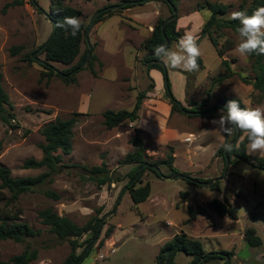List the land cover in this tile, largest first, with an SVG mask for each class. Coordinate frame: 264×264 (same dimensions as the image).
<instances>
[{
    "label": "rangeland",
    "instance_id": "1",
    "mask_svg": "<svg viewBox=\"0 0 264 264\" xmlns=\"http://www.w3.org/2000/svg\"><path fill=\"white\" fill-rule=\"evenodd\" d=\"M16 1L22 4L11 6ZM35 1L39 8L48 12L51 0ZM116 1L66 0L65 3L80 9L83 12L82 20L88 25L100 8ZM205 1L180 0L179 17L196 12L198 4ZM210 1L230 5L227 15L230 17V13L237 10L241 3L249 5L253 0ZM161 4L164 8L162 15L167 16L168 8ZM198 19L201 21V18ZM198 19L196 18L189 28L182 30L184 34L198 35L202 52L200 58L204 68L186 73L184 101L179 98L180 93H175L174 97L185 106L193 101L200 103L207 97L212 86L210 96L212 108L215 107L217 97L224 95L240 98L246 107L264 109V98L260 100L253 86L244 84L238 77L239 74L253 77L248 56L241 57L235 51L240 42L239 35L229 29H222L219 32L217 39L220 46L226 41L234 45L223 58H220L211 41L207 37L200 38L202 28L198 27L200 22ZM117 21V18H114L105 23L98 31L99 36L105 40L108 47H116L117 43H122L132 80L138 81L142 86L139 90L130 88V96L121 102L117 101L116 95L118 86L116 78L120 71L114 63L115 54L108 51L105 54L107 66L103 70L94 67L97 63L99 65L102 63L96 60L97 62L93 63L95 74L90 69H82L77 73L75 84L66 83L57 76H53L49 81L40 82V73L44 70L41 63L45 56L39 48L50 37L52 23L43 12L31 4V0H0V72L3 76V87L15 107L13 126L0 121V142L3 144L0 162L11 170L14 177L37 176L43 173L45 169L22 168L24 160L42 158L40 144L44 143L45 139L41 134V128L58 118L66 119L74 113L78 114V123L74 128L73 151L69 155H62L63 166L58 173L34 191L22 195L17 203L5 205V200L0 202V210L15 212L20 209L22 221L38 231V235L27 238L22 243L12 240L0 242V264L26 249L36 250L38 254L30 264L64 262L71 251L70 243L68 239H58L38 218V211L46 207H53L60 215L68 216L80 226L85 225L92 217L98 216L103 219L108 215L104 218L105 223L99 237L92 244V250L83 257L82 264H159L161 257L164 264L166 255L163 247L176 234L181 233L200 240L206 252H231V264H264V171L259 168L245 162L230 164L226 177L218 181L219 191L212 190L206 184L197 186L181 177L176 179L157 177L147 170L139 176L136 186L149 183L150 197L137 207L134 206L126 187L130 181L129 172L135 164L123 161L126 155L135 149L132 140L135 135L134 129L138 126L126 121L110 130L103 124L102 114L103 110L108 109L132 110L139 92H148L154 88V85L150 88L151 84H154V79L143 63L146 56L143 52L139 56L137 69L134 68L137 53L140 51L138 41L129 30L121 29ZM95 27L96 25H93L87 36L91 46L94 43L96 47ZM143 35L141 32L140 36ZM125 39L127 40L123 42ZM14 46H22V49L17 55L12 56L9 50ZM85 49L86 44H82L81 53ZM29 53L35 55L32 62L24 60ZM223 59L229 61L230 70L234 75L222 82H216L217 78L225 73ZM78 61L79 57L73 65ZM87 61L82 64L86 65ZM51 65L58 71L70 67L57 62ZM95 75L98 78H95ZM158 92H162L163 97L169 99L165 88ZM220 110L217 111L218 117L214 119L219 118ZM211 120L213 119L202 116L188 117L174 112L169 120V126L178 127L181 133H167L165 140L159 141L152 134L141 131L147 155L152 161L161 160L166 157L169 148H172L174 166L180 172L189 173L193 178L211 179L210 181L222 177L225 162L222 156L215 154L224 144L225 137L215 130V126L210 123ZM242 139L243 136L239 141ZM251 156L253 159L264 158L258 153ZM103 163L114 176H119L122 180L98 186L84 167L92 168ZM167 172L166 168H162L163 174ZM48 189L58 193L60 198L53 200L46 196L45 192ZM185 192L188 193L187 197L182 196ZM216 198L228 201L234 207L238 218L234 220L220 217L211 211L208 203ZM191 207L199 214L197 219L188 222ZM110 227L113 232L110 237L105 238V233ZM249 228H254L256 234L261 237V246L248 245L245 232ZM88 236L89 234L79 239L82 246L78 253L87 246L83 241ZM101 240L104 242L99 245ZM192 259L191 255L179 253L174 261L177 264H189ZM206 264H228V261L213 260Z\"/></svg>",
    "mask_w": 264,
    "mask_h": 264
},
{
    "label": "trees",
    "instance_id": "2",
    "mask_svg": "<svg viewBox=\"0 0 264 264\" xmlns=\"http://www.w3.org/2000/svg\"><path fill=\"white\" fill-rule=\"evenodd\" d=\"M65 1L66 0H51L50 7L47 12V18L50 19L52 23V33L48 38V40H50L47 46L41 51V53L44 54L45 59L41 63L44 70H42L40 73V82L43 80L49 81L53 76H57L66 83L75 84L77 83V73L85 68L90 69L92 73L95 74L93 63L99 59L94 54V43H92L91 57L87 61L86 65L82 64L89 52V44L86 39L89 24H85L82 20L83 12L80 9L67 5ZM153 1L165 4L168 8L169 14L167 16L160 15L158 17L150 37H148L142 43L144 55L151 54L143 61V63L149 70L153 68L162 72L165 79V89L169 98L168 100L172 107V114L177 112L180 114H185L188 117L202 116L207 119H214L218 117L217 111L219 109H225L227 102L232 99H237L241 107H246L240 98H231L221 95L218 96L215 101V110L210 111L212 108V106H210V96L213 89L212 86L207 93V97L204 98L200 103L193 101L189 102L187 104L188 106H185L181 105V103L174 97L166 66L159 62L161 59L156 57L153 53L155 46L159 44L167 45V40H169L170 48L172 43L177 42L179 38L184 35V31L177 26L179 15L166 22V19L173 15L170 4L175 5L178 10L180 0H117L114 4H107L98 10L100 13L96 16L94 25L115 13H121L124 9L134 6H141ZM36 2L37 1L35 0H31V4L40 12H43L41 9H39ZM17 4L22 3L20 1H16L12 3L11 6ZM260 6H264V0H253L249 5L243 2L239 5L237 10H244L251 14L252 11ZM229 9L230 5L220 2H213L210 0H206L204 3H199L197 7V11L202 12L204 18L200 38L207 37L216 49V52L220 58H223L226 52L233 48L234 45L233 43L226 41L220 46L217 39L219 32L222 29H229L235 34H238L236 31L238 27V21H233L230 19V17H227ZM66 16H75L81 20V29L75 37H72L68 31L55 26L57 21L63 20V18ZM82 44H86V49L81 53ZM21 49L22 46H14L11 47L9 51L12 56H15L21 51ZM78 57L79 61L73 65L74 61ZM248 59L251 64L253 77L243 76L240 74L238 77L244 84L252 85L254 90L258 92L259 99L262 100L264 98V55L257 56L253 54L252 56H248ZM24 60L31 62L34 61L33 54L29 53L24 57ZM53 62L61 63L70 67L66 70L58 71L55 67H53V65H51ZM198 63L200 69L204 68L202 59L200 57L198 59ZM222 64L225 67V73L220 75L216 82H222L234 75V73L230 70V64L227 59H223ZM100 66H102V63H100ZM2 79L3 76L0 72V121L9 126H13L12 120L15 119V107L8 93L3 87ZM214 83L215 81L213 84ZM152 87L153 83L151 84L150 88ZM146 93L147 91L139 92L135 106L132 110H105L102 114L103 124L105 127L111 130L117 128L126 121L133 123L137 122L140 119L139 113L146 97ZM220 104L223 105L221 106ZM77 115V113H74L72 116L66 119L58 118L54 121L44 124L41 128V134L45 139V142L40 144L42 158L40 160L35 158L24 160L22 168L45 169L43 173L37 176L14 177L12 176L11 170L0 162V202L5 200V205L15 204L22 195L34 191L38 187L45 184L46 181L51 180L52 177L58 173L60 168L63 166L62 155H69L73 151L74 128L78 123ZM134 131L135 135L132 141L134 143L135 149L133 152H130L126 155L123 162L135 164L129 172L130 181L126 187L135 207L146 201L151 194V187L149 183L144 186H136V183L139 179L137 175L140 172L141 167H143V170L139 176H141L145 171L149 170L157 177L178 176L197 186H204L210 182L211 179L206 180L201 178H193L189 173H182L176 169L174 166L175 157L172 148H169V152L164 159L155 161L150 160L146 153L145 141L141 137L142 130L136 127ZM236 134L237 130L232 136L225 137V140L230 143L236 137ZM240 136H243L241 132ZM247 145L248 141L246 138L240 140L239 144L236 143L232 145V151L227 152L230 157L231 164L245 162L264 171V158L253 159L252 156L247 153ZM2 149L3 144L0 142V152ZM215 155L222 156L226 164L225 149L222 146L217 150ZM155 167L161 171L162 168H166L168 172L166 174H159ZM84 168L90 173L91 179L100 187L107 184L117 183L122 180L121 177L114 176L105 163H103L101 166ZM209 187L212 190H220L218 181L212 183L209 185ZM45 195L49 198H52L53 200H58L60 198L58 193L50 189L45 192ZM182 196L187 197L188 193H182ZM208 207L220 217H229L234 220L238 218L234 207L228 201H221L216 198L208 203ZM21 214L22 211L20 209L15 212H9L5 209L0 210V242L12 240L16 243H22L27 238L38 235V231L34 230L26 222L22 221ZM37 214L42 224L48 226L50 232L53 233L58 239L69 240L71 251L62 264H82L83 257L87 256L92 250V244L94 243V238L98 231L101 218L98 216L92 217L85 225L80 226L68 216L60 215L53 207L43 208L39 210ZM198 214L199 213L191 207L189 209L190 216L188 222L197 219ZM104 223L105 222H103V224ZM112 232L113 229L111 227L108 228L105 233V238L110 237ZM88 234L89 236L83 241L85 244H87V246L81 253H78V249L82 246V243H79V239ZM245 239L249 246L259 247L262 245V239L256 234V230L254 228H249L246 230ZM103 242L104 240H101L99 245H102ZM167 250L170 252L169 264H177L174 261V258L179 253H184L193 257L189 264H206L213 260H227V255L229 256V259H231L232 256V253L227 251L206 252L200 240L190 237L186 233L176 234L170 241H168L163 247V251ZM37 257L38 254L36 250L26 249L21 254L13 256L9 261L3 264H30Z\"/></svg>",
    "mask_w": 264,
    "mask_h": 264
},
{
    "label": "clouds",
    "instance_id": "3",
    "mask_svg": "<svg viewBox=\"0 0 264 264\" xmlns=\"http://www.w3.org/2000/svg\"><path fill=\"white\" fill-rule=\"evenodd\" d=\"M230 19L238 21L236 29L240 42L235 51L241 56L253 54L264 55V6L257 7L251 14L244 10L232 11ZM56 27L68 31L75 37L81 29V20L75 16H66L56 22ZM198 35L185 33L179 38L173 50L166 44L154 48V55L161 59L167 67L185 73L199 70L198 59L202 55L198 43ZM110 54H115L116 47L105 48ZM222 136L229 137L239 130L248 141L247 153L259 154L264 157V109L256 107H241L237 99L229 100L225 109L220 110L219 118L210 121ZM225 151H232V144L225 140L222 145Z\"/></svg>",
    "mask_w": 264,
    "mask_h": 264
},
{
    "label": "crops",
    "instance_id": "4",
    "mask_svg": "<svg viewBox=\"0 0 264 264\" xmlns=\"http://www.w3.org/2000/svg\"><path fill=\"white\" fill-rule=\"evenodd\" d=\"M164 12L163 5L160 2H148L141 6H134L127 9H124L121 14L119 15H112L104 19L103 21L96 24L94 29V34L96 35V42L95 47V55L97 58L102 62V66L98 63L94 65V67H99L100 69H104L107 66L105 54H106V44L103 38H100L99 32L102 26L117 18V24L120 25L121 29L129 30L130 34L134 35V38L138 41L137 46L140 51L137 53V60L135 61V67L137 69L138 59L141 56V53L144 51L142 49V43L150 37L153 27L160 15ZM201 13V15H200ZM183 17H179L177 26L180 29L189 28V25H193V21L197 18H201L198 27L202 28L204 23V18L202 12L196 11L190 14H183ZM117 16V17H115ZM199 16V17H198ZM202 16V17H200ZM133 23V24H129ZM201 31V30H200ZM141 32L144 34L141 35ZM199 33V32H197ZM98 40V41H97ZM125 39L123 42H125ZM129 40V39H128ZM130 41V40H129ZM177 42L172 43L171 47L173 50L176 48ZM116 53L114 57V63L116 65L117 70L120 71V74L116 78V95L117 101L121 102L123 99L128 98L130 96V88H134L133 90H139L142 88L136 81L134 76V80H132L131 72H129V68L127 67V61L124 58V50L122 43H117L116 46ZM97 62V61H96ZM132 64V62H131ZM134 64V63H133ZM166 66V65H165ZM168 77L171 81L172 91L174 93H180V99L184 101L186 98L185 93V72H181L179 70H174L170 67H167ZM150 74L154 79V88L146 93V97L142 104L140 110V119L137 122H131L136 124L138 128L142 131L152 134L155 138L159 141H164L165 134L167 133H181L180 129L176 126L170 127L169 120L172 117V107L167 99L163 97L162 92H158L160 89L165 88V79L161 71L157 69L149 70ZM148 72V73H149ZM93 77V76H92ZM94 78V77H93ZM95 78H98L97 76ZM95 81H97L95 79ZM135 99V97H133ZM177 98V97H176ZM178 99V98H177ZM136 101V99H135ZM180 101V100H179ZM182 105H184L182 103ZM117 110H120L118 108ZM105 110H103L104 112Z\"/></svg>",
    "mask_w": 264,
    "mask_h": 264
},
{
    "label": "water",
    "instance_id": "5",
    "mask_svg": "<svg viewBox=\"0 0 264 264\" xmlns=\"http://www.w3.org/2000/svg\"><path fill=\"white\" fill-rule=\"evenodd\" d=\"M115 7H117V6H115ZM170 7H171V9H172L173 15L170 16V17H168V18L166 19V22H168L169 20L175 18V17L178 15V10H177L176 6L173 5V4H170ZM39 9H41V8H39ZM41 10H42V9H41ZM42 11H43V10H42ZM43 13H44V15H45L46 17H48V13H47V12L43 11ZM99 13H100V11H97V12L92 16L91 21H90V24H89V28H88V30H87V35H88L89 31L91 30V28L93 27V25H94V20H95L96 16H97ZM49 20H50V19H49ZM50 21H51V20H50ZM163 30H164V27H163ZM53 35H54V33H53ZM53 35H52V37H53ZM87 35H86V39H87L88 44H89V52H88L87 57H86V59H85L84 62H86V61L90 58V56H91V54H92V46H91V44H90V42H89V40H88V36H87ZM52 37H51V38H52ZM49 40H50V39H49ZM49 40H48V41H47V42H46V43L40 48V51H42V50L47 46ZM167 46H168V47L170 46V41H169V40H167ZM150 55H151V54H146L144 60H145L148 56H150ZM33 57L35 58V55H33ZM159 62L162 63V61H159ZM163 64H164V63H163ZM83 65H84V64H83ZM164 65H165V64H164ZM181 105H182V104H181ZM220 105L222 106L223 104H220ZM215 108H216V106H215L214 108H212L210 111H214ZM240 137H241V136H240V131L237 130L236 137H235L230 143H231L232 145L236 144V143L239 141ZM227 152H228V151H225L226 164H225L224 174L222 175V177L215 178V179H213L212 181L208 182L207 185H211L212 183L217 182V181H219L220 179H223V178L226 177V175H227V173H228L229 166H230V164H231V162H230L231 160H230V157H229V155H228ZM155 168H156V167H155ZM156 169H157V171H158L159 174H162V171H161L160 169H158V168H156ZM142 170H143V167H141L140 172L138 173L137 177H139V175H140V173L142 172ZM168 178H170V179H176V178H178V176H170V177H168ZM107 216H108V215H106L104 218H106ZM104 218L101 219V221H100V223H99L98 231H97V233H96V235H95L94 241H95V240L99 237V235H100V232H101V229H102V225H103ZM165 255H166V261H165V264H169V261H170V252H169L168 250L165 251ZM226 258H227L228 264H231L228 255L226 256ZM159 264H162V257H161L160 260H159Z\"/></svg>",
    "mask_w": 264,
    "mask_h": 264
}]
</instances>
